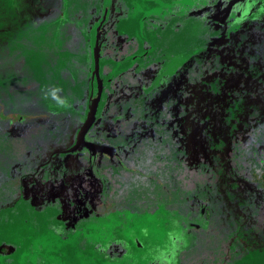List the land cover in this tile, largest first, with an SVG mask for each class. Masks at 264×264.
<instances>
[{
    "label": "flooded vegetation",
    "instance_id": "flooded-vegetation-1",
    "mask_svg": "<svg viewBox=\"0 0 264 264\" xmlns=\"http://www.w3.org/2000/svg\"><path fill=\"white\" fill-rule=\"evenodd\" d=\"M23 2L0 12V264H56L53 231L126 264L147 220L165 240L140 264L243 257L240 225L264 218V0ZM185 25L187 51L157 46Z\"/></svg>",
    "mask_w": 264,
    "mask_h": 264
},
{
    "label": "rangeland",
    "instance_id": "rangeland-1",
    "mask_svg": "<svg viewBox=\"0 0 264 264\" xmlns=\"http://www.w3.org/2000/svg\"><path fill=\"white\" fill-rule=\"evenodd\" d=\"M13 1L14 3L11 6L9 5L10 2L8 0H5L4 3L1 1V3H3L5 9H8V11L10 10L11 12H14L16 10L14 14H16L18 11L21 12V8H25V4L27 7L28 4L24 3L23 0ZM140 6L141 5L137 6L138 8L132 7L130 12H134L136 16L140 17ZM126 25L134 28V25L131 22L124 23L122 28H125ZM197 33L198 26L185 25L183 29L169 31L168 33L162 35V38L159 39V44H157V46L164 47L166 54L171 55V53H174L176 55H181L194 44ZM132 218H135V216H132ZM144 227L146 228L144 235V247L139 250L138 254L135 253L132 255L131 253H128L126 256H124L122 259L126 264H140L141 260L145 261L147 257H151V253L157 251L158 247L161 246V243H164L165 238L163 239V230L157 223L147 220V225L145 224ZM15 230L20 233L17 234V238L22 237L23 234H25L28 238L22 240L20 251L25 250L30 252V246L28 247V245L32 242L30 240L32 238L31 232H36L37 229L29 228L27 226L23 228L21 226L17 227ZM13 232L14 228L10 230L9 234L11 235ZM97 237L101 238V235H97ZM93 238V235L89 236L88 240H86L84 244V249H82L83 247H81L77 242L71 249L68 246L65 247V242H62L61 239H58L56 232L53 231L52 236L48 234L47 241L49 243L53 242V244H56L60 255H55L53 258L47 255L45 258L52 259L51 261L55 262L56 264H98L99 260H102V258L93 254L91 250L86 248L88 243H97ZM238 240L239 237L233 240L232 243H235ZM240 240L242 244L240 243V250H237L236 252L243 254V257L237 258V260H235L232 264H264V218L261 222L240 225ZM37 242L45 243L46 240L40 238ZM70 249L73 250V252L70 251ZM36 257L37 256L33 254L31 259H29L28 264H40L39 258L36 260ZM13 262L16 264H26L24 256L19 257L18 252L14 256ZM41 264H44V262L42 261Z\"/></svg>",
    "mask_w": 264,
    "mask_h": 264
},
{
    "label": "water",
    "instance_id": "water-1",
    "mask_svg": "<svg viewBox=\"0 0 264 264\" xmlns=\"http://www.w3.org/2000/svg\"><path fill=\"white\" fill-rule=\"evenodd\" d=\"M94 72L97 73V67H98V43H96L95 48H94ZM100 89V87H99ZM87 126V124L85 125V127Z\"/></svg>",
    "mask_w": 264,
    "mask_h": 264
},
{
    "label": "trees",
    "instance_id": "trees-1",
    "mask_svg": "<svg viewBox=\"0 0 264 264\" xmlns=\"http://www.w3.org/2000/svg\"><path fill=\"white\" fill-rule=\"evenodd\" d=\"M2 8H5V6L0 4V12Z\"/></svg>",
    "mask_w": 264,
    "mask_h": 264
}]
</instances>
